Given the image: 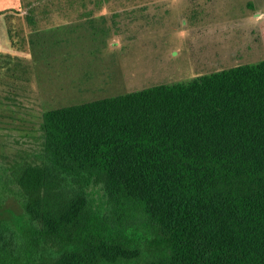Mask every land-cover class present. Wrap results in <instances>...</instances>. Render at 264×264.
Instances as JSON below:
<instances>
[{"label":"trees","instance_id":"1","mask_svg":"<svg viewBox=\"0 0 264 264\" xmlns=\"http://www.w3.org/2000/svg\"><path fill=\"white\" fill-rule=\"evenodd\" d=\"M41 128L37 161L8 177L21 212L0 217V264H264V60Z\"/></svg>","mask_w":264,"mask_h":264},{"label":"rangeland","instance_id":"2","mask_svg":"<svg viewBox=\"0 0 264 264\" xmlns=\"http://www.w3.org/2000/svg\"><path fill=\"white\" fill-rule=\"evenodd\" d=\"M0 16L4 218L21 212L8 177L42 153L45 112L264 60V0H0Z\"/></svg>","mask_w":264,"mask_h":264},{"label":"crops","instance_id":"3","mask_svg":"<svg viewBox=\"0 0 264 264\" xmlns=\"http://www.w3.org/2000/svg\"><path fill=\"white\" fill-rule=\"evenodd\" d=\"M2 16H3V19L6 17V15H5V14H3ZM2 16H0V17H2ZM15 18H16V17H15ZM17 18H18V17H17ZM12 19H13V18H12Z\"/></svg>","mask_w":264,"mask_h":264}]
</instances>
